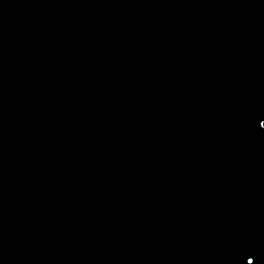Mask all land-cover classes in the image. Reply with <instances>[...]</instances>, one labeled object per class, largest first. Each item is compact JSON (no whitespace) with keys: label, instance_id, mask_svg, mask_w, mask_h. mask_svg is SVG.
Segmentation results:
<instances>
[{"label":"water","instance_id":"water-1","mask_svg":"<svg viewBox=\"0 0 264 264\" xmlns=\"http://www.w3.org/2000/svg\"><path fill=\"white\" fill-rule=\"evenodd\" d=\"M264 264V0H0V264Z\"/></svg>","mask_w":264,"mask_h":264},{"label":"snow or ice","instance_id":"snow-or-ice-1","mask_svg":"<svg viewBox=\"0 0 264 264\" xmlns=\"http://www.w3.org/2000/svg\"><path fill=\"white\" fill-rule=\"evenodd\" d=\"M249 264H251V262L249 261Z\"/></svg>","mask_w":264,"mask_h":264}]
</instances>
